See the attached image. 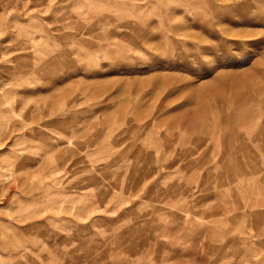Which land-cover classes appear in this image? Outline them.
Instances as JSON below:
<instances>
[{
	"label": "rangeland",
	"instance_id": "obj_1",
	"mask_svg": "<svg viewBox=\"0 0 264 264\" xmlns=\"http://www.w3.org/2000/svg\"><path fill=\"white\" fill-rule=\"evenodd\" d=\"M0 83V264H264V0H0Z\"/></svg>",
	"mask_w": 264,
	"mask_h": 264
},
{
	"label": "bare ground",
	"instance_id": "obj_2",
	"mask_svg": "<svg viewBox=\"0 0 264 264\" xmlns=\"http://www.w3.org/2000/svg\"><path fill=\"white\" fill-rule=\"evenodd\" d=\"M155 59V58H154ZM157 60V59H156ZM1 84V83H0ZM1 104V103H0ZM1 116V115H0ZM13 124V123H12ZM236 129V128H235ZM2 132V131H1ZM2 134V133H1ZM4 134V133H3ZM7 138H1L0 136V154H5V157L0 156V171L3 169V167H6L8 164L15 163L13 162L15 159V156L12 154H9L5 151V148L7 149ZM11 168V167H10ZM3 171V170H2ZM6 172V171H5ZM0 174H3L0 172ZM3 179V178H1ZM5 179V178H4ZM8 180V179H7ZM2 182V181H1ZM7 204V203H6Z\"/></svg>",
	"mask_w": 264,
	"mask_h": 264
}]
</instances>
